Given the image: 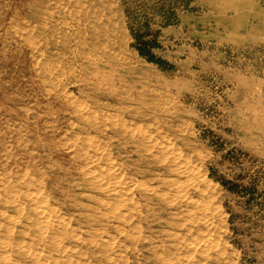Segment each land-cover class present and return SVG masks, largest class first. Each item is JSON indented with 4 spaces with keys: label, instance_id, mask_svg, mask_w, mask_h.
<instances>
[{
    "label": "rangeland",
    "instance_id": "374dc122",
    "mask_svg": "<svg viewBox=\"0 0 264 264\" xmlns=\"http://www.w3.org/2000/svg\"><path fill=\"white\" fill-rule=\"evenodd\" d=\"M98 22L103 75L82 88L74 65L49 96L34 64L72 63L66 37ZM135 36L164 67L140 56ZM76 104L168 146L178 177L164 179L180 188L158 190L169 210L127 211L156 184L135 176L133 146L97 138L87 148ZM87 168L98 174L85 182ZM100 172L112 178L94 180ZM121 181L135 188H117L114 214L118 200L94 188ZM31 194L44 203L29 204ZM181 208L191 234L176 225ZM0 216V264H264V0H0Z\"/></svg>",
    "mask_w": 264,
    "mask_h": 264
},
{
    "label": "bare ground",
    "instance_id": "6f19581e",
    "mask_svg": "<svg viewBox=\"0 0 264 264\" xmlns=\"http://www.w3.org/2000/svg\"><path fill=\"white\" fill-rule=\"evenodd\" d=\"M76 4V3H75ZM110 9V8H109ZM36 13V12H35ZM39 13V12H38ZM86 13V12H85ZM98 13V12H97ZM112 14V13H111ZM51 15V14H50ZM60 15V14H59ZM45 16V15H44ZM36 17V16H35ZM102 17V16H101ZM46 18V17H45ZM88 18V17H87ZM89 18H91V17H89ZM94 18V17H93ZM32 19V18H31ZM44 19V18H43ZM75 19V18H74ZM95 19V18H94ZM36 20V19H35ZM86 20L87 19H84V22H86ZM90 20H92V19H90ZM41 21V20H40ZM92 21H94V20H92ZM98 21V20H97ZM99 21H101V19L99 20ZM109 21V29H107V33H113L115 30H114V28H115V26L111 23V21H110V19L108 20ZM39 22V21H38ZM44 22V21H43ZM36 23V22H35ZM38 24V23H37ZM49 24V23H48ZM55 24V23H54ZM103 23L102 22H98V24H97V26L95 25V28L93 27L92 28V31L90 32V33H86V34H82V33H80V34H78V35H76V36H78V37H74V36H67L66 37V42L68 43V45L66 44V46H65V48H64V51L66 52V53H68V55H71L72 56V58H73V61H72V63H67V61H66V64L64 63H62V62H57V63H55V62H52V63H50V64H47V65H44V64H41V63H36V64H34V71L36 72V74H37V76L39 77V78H41L42 79V84L43 85H50V87H48V89L50 88V90L47 92V94L50 96L51 94H50V92H52L51 90H54V88L56 87V80H58L59 78H61V77H65V76H67V75H65V74H67V69L68 68H70V69H72V67H74V65H75V68H74V72L75 71H79V78H78V84H80V86H82V88L83 87H86L88 84H89V81H91V77H100V76H102L103 75V71H102V62H103V60L106 58V53L104 52L105 50H106V48H107V44L105 45V43H103L102 41H101V39H100V36H101V34H103V32H106L105 31V26L106 25H102ZM43 25V24H42ZM86 25V24H85ZM80 26V25H79ZM84 26V25H83ZM51 28V27H50ZM55 28V27H54ZM80 28V27H79ZM87 28H88V26H87ZM107 28V27H106ZM79 30V29H78ZM83 31H84V28L82 29ZM86 30V29H85ZM56 31V30H55ZM87 31V30H86ZM88 32H89V30H88ZM28 33V32H27ZM46 33V32H45ZM75 33V32H74ZM55 35V34H54ZM53 35H51V37H52ZM62 36V35H61ZM102 37V36H101ZM58 43V42H57ZM48 44V43H47ZM52 44V43H51ZM46 46V45H45ZM54 46H55V43L54 44H52V49L54 48ZM113 46V45H112ZM43 47V46H42ZM55 48H57V47H55ZM62 48V47H61ZM60 49V48H59ZM59 49H56V51H58ZM59 52V51H58ZM39 53V52H38ZM62 53H63V51H62ZM61 53V54H62ZM46 54V53H45ZM48 54V53H47ZM53 58V57H52ZM35 60V59H34ZM38 60V59H37ZM51 60V59H50ZM40 61V60H39ZM54 61V60H53ZM32 64V63H31ZM38 64V65H37ZM41 64V65H40ZM40 65V66H39ZM105 66V65H104ZM32 70V69H31ZM72 70H68L69 72L68 73H70V74H72V76L75 74L74 72H72ZM71 71V72H70ZM105 72V71H104ZM32 73V72H31ZM33 76V75H32ZM101 78V77H100ZM72 79V78H71ZM97 79V78H96ZM41 82V81H40ZM70 82V81H69ZM73 83V82H72ZM41 84V85H42ZM40 85V84H39ZM70 85V83L68 84L67 83V85H66V87L67 86H69ZM74 85H76V84H74ZM110 85V84H109ZM71 86V85H70ZM42 87H44V86H42ZM46 88V87H45ZM79 88V87H78ZM82 90V89H81ZM53 92H56V91H53ZM56 93H58V92H56ZM55 93V94H56ZM115 93V92H114ZM45 94V93H44ZM46 94V95H47ZM46 95H45V97H46ZM59 95V94H58ZM48 97V96H47ZM20 99V98H19ZM61 99V98H60ZM64 99V98H63ZM13 100V99H12ZM59 100V99H58ZM10 101V100H9ZM53 101V100H52ZM51 101V102H52ZM71 101V100H70ZM59 102H60V100H59ZM65 103V102H64ZM70 103V102H69ZM46 104V103H45ZM52 104V103H51ZM53 105V104H52ZM61 105V104H60ZM64 105V104H63ZM77 105V104H76ZM67 106V105H66ZM81 106H82V104H81ZM80 106V104H78L77 106H75L74 105V107H72L71 108V111H72V109H73V111H72V114L73 113H75V116H76V118L78 119V121L80 122V123H84V124H87L89 127H88V129H81L80 130V132L81 133H83V134H85L84 136H85V141H86V147L88 148H93V145H95V139H97V138H99V139H104V141L106 140V144H108V146L109 145H111L112 147H114V144L116 145L115 147L116 148H118V149H123V148H125V150H126V148L128 147V146H133V149H132V151H131V154L132 153H135V154H137V155H139V164H137L136 166H137V168H135V169H133V172H134V174H135V176H138V177H141V178H144V179H146L148 182H152V183H155L156 185H150V186H153V187H151V188H146V186H145V189H144V192L142 193V194H140L141 195V197H142V199H143V201H145L144 203L145 204H139L138 202H137V204H134L133 205V207H131V205H130V209H127V211H131L135 216H140L141 215V213H142V211H143V209H145L146 210V215H145V217H148L149 215H150V212H151V210H153L152 208H153V206L155 205V203H156V205L159 207V209H161V210H169L170 209V205H169V203H167V202H169V201H167V200H165V201H167V202H165L163 199H164V197L165 196H163V190H161V192L159 191L158 192V190L159 189H162V188H166V190L167 189H169L170 190V188L172 189L173 187L175 188V187H178V185H179V179H178V182L176 181V180H174V179H170V181L168 180V178L167 179H164V176H170V177H173L174 175H176V173H177V171H176V169L175 168H172L173 166V164L172 163H174L173 161H171L172 163H170V161H169V155L167 154V152L166 151H169V149L168 150H166L167 149V147H166V149H163L161 146V148L160 147H158L159 145H157V143H156V141L155 142H151V140H150V144H148L147 142V140H149L150 139V137H152V135H150V136H148L147 134H146V132H144V131H141V129L140 130H138V129H136L137 127H132V125H131V127H129L128 126V124H125V123H122V122H120V123H118L119 122V120H118V122L117 123H115L114 121H111L110 119H112V118H104L101 122H98V120H97V118L95 117V115L93 116V115H90V114H84V113H81V107ZM48 107H49V105H48ZM52 106H50L49 108H51ZM62 107V106H61ZM69 107V106H68ZM78 108V109H77ZM62 110V109H61ZM78 110V111H77ZM60 111V110H59ZM63 112V111H62ZM70 112V111H69ZM71 113V112H70ZM69 113V114H70ZM64 114V113H63ZM66 114H68V112L66 113ZM132 116V115H131ZM100 117V116H99ZM134 117V116H133ZM76 119V120H77ZM99 119V118H98ZM122 121V120H121ZM86 126V125H85ZM142 128V127H141ZM93 131L92 133L94 134V136H93V134H91V132L90 131ZM153 130V129H152ZM161 136H163V135H161ZM155 138V137H154ZM82 139V138H81ZM136 140H141V141H138V142H140V143H144V148H139V147H137V145H135V141ZM152 140H154V139H152ZM137 142V143H138ZM85 143V142H84ZM139 144V143H138ZM160 144V143H159ZM97 145V144H96ZM165 144L163 143L162 144V146H164ZM99 146V145H98ZM139 146V145H138ZM141 146V145H140ZM166 146V145H165ZM85 149V148H84ZM95 149V148H94ZM130 149V148H129ZM173 149H175V148H173ZM172 150V147H171V149H170V151ZM97 151L99 152V150L97 149ZM176 151V150H175ZM129 152V151H128ZM172 152V151H171ZM119 153V152H118ZM121 153V152H120ZM175 153V152H174ZM177 153V152H176ZM100 154V153H99ZM98 154V155H99ZM106 154V153H105ZM145 154H147L148 155V157H151V159H150V161L151 162H149V164L146 166V168L145 169H142L143 167H142V165H143V156L145 155ZM172 154V153H171ZM122 155V154H121ZM128 155H129V153H128ZM133 155V154H132ZM176 155V154H175ZM102 156V155H101ZM106 156H108V155H106ZM123 156V155H122ZM135 156V155H134ZM91 157V156H90ZM89 157V158H90ZM120 157V156H119ZM128 157V156H127ZM130 157V156H129ZM173 157H174V154H173ZM132 158V157H131ZM178 159V157H175L174 158V161H176L177 159ZM91 159V158H90ZM90 159H88V161L90 160ZM95 159V158H94ZM98 159V158H97ZM103 159V158H102ZM120 159V158H119ZM125 159V158H124ZM148 159V158H147ZM172 159V158H171ZM170 159V160H171ZM176 159V160H175ZM92 160V159H91ZM98 160H100V159H98ZM109 160V159H108ZM94 161V160H93ZM93 161H90V162H93ZM97 161V160H96ZM146 161V160H145ZM145 161H144V163H145ZM149 161V160H148ZM166 162H169V164H171V165H169V166H167L168 164L166 163ZM126 163V162H125ZM189 163V162H188ZM94 164V163H93ZM165 164H167V165H165ZM87 165H88V163H87ZM107 165V164H106ZM105 165V166H106ZM145 165V164H144ZM179 165H180V163H179ZM186 165V164H185ZM85 166V165H84ZM111 166V165H110ZM177 166V169H178V164L176 165ZM183 166V165H182ZM86 167V166H85ZM84 167V168H85ZM107 167V166H106ZM142 167V168H141ZM145 167V166H144ZM175 167V166H174ZM126 168V167H125ZM124 168V169H125ZM128 168V167H127ZM181 168V167H180ZM186 168V167H185ZM102 169V168H101ZM108 169H111V168H108ZM82 170H84L83 168H82ZM181 170V169H180ZM182 170H184V169H182ZM101 171V170H100ZM103 171H105V170H103ZM107 171V170H106ZM111 171V170H110ZM109 171V172H110ZM119 171V170H118ZM109 172H103V173H101L100 172V175H98L97 177L95 176V178H94V180H98L99 182L100 181H104L105 179H111L112 178V175L109 173ZM124 172V171H123ZM127 172H128V170H127ZM131 172V171H130ZM132 172V173H133ZM182 173H183V171H181ZM181 172L179 173V175L181 174ZM81 173H82V171H81ZM92 173H96L95 171L93 172L92 171V168H91V171L90 170H88V168H87V170L86 171H83V177H85L86 178V180H84L85 182H88V180H91L92 179ZM125 173V172H124ZM124 173H122V175H124ZM185 173H186V170H185ZM96 174H98V173H96ZM95 174V175H96ZM131 174V173H130ZM117 175H119V174H117ZM133 175V174H132ZM187 175V174H186ZM127 176V175H126ZM177 176V175H176ZM181 176V175H180ZM178 177V176H177ZM177 177H175L176 179H177ZM182 177V176H181ZM184 178H185V176H183ZM90 178V179H89ZM104 179V180H103ZM122 179H124V178H122ZM190 179H192V178H190ZM117 180V179H116ZM110 181V180H109ZM131 181V180H130ZM129 181V182H130ZM136 181H138L137 179H136ZM140 181V180H139ZM146 181V182H147ZM186 181V180H185ZM91 182V181H90ZM96 182V181H95ZM105 182H106V180H105ZM104 182V184L106 185V183ZM111 182H112V180H111ZM111 182H110V184H111ZM134 182V181H133ZM196 182V181H195ZM101 183V182H100ZM115 183V182H114ZM117 183H118V181H117ZM124 183L125 182H122L121 181V185L119 186V187H117V186H114V187H112V186H110L109 187V184H108V186H105L104 184L103 185H96V187L95 186H93V188L94 189H97L98 191H100V192H102L103 194H105L106 195V197L108 196V197H114L116 200H118L117 202L118 203H116L117 205L115 206V209H114V212H115V210L116 211H118L119 212V210L121 209V207H122V204H123V202H122V204H121V201L119 200L120 198L119 197H117V196H119V195H117V193H118V191H117V188L119 189V188H122L124 191L125 190H127L128 191V193H129V186L127 185V187L128 188H126L125 187V185H124ZM24 184V183H23ZM91 184H92V182H91ZM99 184V183H98ZM129 184V183H128ZM130 184H131V186H132V182H130ZM134 184V183H133ZM189 184V182L187 183V185ZM114 185V184H113ZM119 185V184H118ZM185 185V184H184ZM25 186H26V184H25ZM139 185H137V187H138ZM142 186V185H141ZM181 187L183 188V186H182V183H181ZM28 188H30V187H28ZM134 186H133V188L132 189H130L131 191L132 190H134ZM142 188V187H141ZM141 188H140V190H141ZM179 188V187H178ZM185 188H186V186H185ZM180 189V188H179ZM188 189V188H187ZM37 190V189H36ZM96 190V191H97ZM122 190V191H123ZM139 189L137 188V191H138ZM143 190V189H142ZM178 190V189H177ZM11 191V190H10ZM171 191V190H170ZM176 192V191H175ZM174 192V193H175ZM177 192H179V190L177 191ZM28 193H30V192H28ZM34 193V192H33ZM101 193V194H102ZM125 193V192H124ZM127 193V192H126ZM139 193V192H138ZM166 193V192H165ZM180 193H182V192H180ZM101 194H100V196H101ZM136 194V193H135ZM26 195V194H25ZM121 195H122V193H121ZM124 195H126V194H124ZM168 195V194H167ZM171 195V194H170ZM136 196V195H135ZM181 196V195H180ZM2 197V196H1ZM23 197V196H22ZM104 197V196H103ZM105 197V198H106ZM123 197V195L121 196V198ZM14 198V197H13ZM119 198V199H118ZM124 198V197H123ZM126 199H127V197H125ZM183 198V197H182ZM114 199V200H115ZM184 199V198H183ZM27 200H28V202H29V204H32V205H35V207L36 206H41L40 204L39 205H37L36 203H44L43 202V200L42 201H39V199H38V196H33V194H31V195H27ZM115 200V201H116ZM123 200V199H122ZM125 200V199H124ZM131 200H133V197H131V199L130 200H128V201H131ZM189 200H190V198H189ZM127 201V202H128ZM180 201V200H179ZM184 201H186V200H184ZM109 202V201H108ZM111 202H113V201H111ZM110 202V203H111ZM181 202V201H180ZM3 203V202H2ZM12 203V202H11ZM101 205H103V202L101 201V202H99ZM114 203V202H113ZM178 203V202H177ZM176 204V203H175ZM186 204V203H185ZM188 204V203H187ZM44 205V204H43ZM42 205V206H43ZM114 205H115V203H114ZM127 205V204H126ZM177 205H180V204H177ZM31 206V205H30ZM104 206V205H103ZM102 206V207H103ZM107 206V205H106ZM111 207H112V205H110ZM181 206V205H180ZM196 206V205H195ZM33 207V206H32ZM105 207V206H104ZM110 207V208H111ZM124 207V206H123ZM173 207H174V205H173ZM177 207V206H176ZM34 208V207H33ZM113 208H114V206H113ZM169 208V209H168ZM185 208V207H184ZM184 208H181V209H179V210H182V209H184ZM34 209H36L37 210V208H34ZM34 209H32L34 212L36 211V210H34ZM40 209H41V207H40ZM42 211H39L40 212V215L41 214H43V216H45L47 213H48V215H51L50 213L52 212V211H50V209L49 208H47V209H41ZM178 210V211H179ZM187 210V209H186ZM203 210H204V208H203ZM53 211H55L56 212V210H53ZM205 211V210H204ZM203 211V212H204ZM122 212V211H121ZM179 212H181V211H179ZM184 212V213H183ZM189 212V211H188ZM110 213V212H109ZM144 213V212H143ZM182 213H183V222L180 224H176L177 226H178V228H180L181 230H183V232L184 233H187V234H191V226H190V223L191 222H193V220L191 221L189 218H188V215H187V211H184V210H182ZM192 213V212H191ZM114 214H117V212H115ZM122 214V213H121ZM173 214V213H172ZM190 214V213H189ZM206 214V213H205ZM126 215V214H125ZM125 215L123 216V217H125ZM130 215H132V214H130ZM130 215H128V216H130ZM38 216V215H37ZM42 215H41V217L40 218H42V220H44V221H42L43 223H45L47 226H49L48 225V223H49V220L47 219L46 220V218H44ZM106 216V215H105ZM119 216H121V215H119ZM176 216V215H175ZM191 217H192V214L190 215ZM1 217V216H0ZM33 217V216H32ZM60 217V216H59ZM104 217V216H103ZM113 217H115V215L113 216ZM116 217H117V215H116ZM133 217V216H132ZM142 218H143V216H141ZM176 217H180V214H178L177 213V216ZM182 217V216H181ZM194 217H195V215H194ZM5 218V217H4ZM49 218V217H48ZM118 218V217H117ZM122 218V217H121ZM121 218H119V219H121ZM134 218V217H133ZM149 218V217H148ZM193 218V217H192ZM51 219V218H50ZM53 219V218H52ZM127 219V218H126ZM6 220V219H5ZM54 220V219H53ZM118 220V219H117ZM122 220V219H121ZM121 220H119L120 222H124V221H121ZM130 220V219H129ZM128 220V221H129ZM146 220V219H145ZM37 221V220H36ZM41 221V220H40ZM51 221V220H50ZM57 221H59V220H57ZM60 221H62L61 219H60ZM195 221V220H194ZM53 222V221H52ZM55 222V221H54ZM41 223V222H40ZM42 223V224H43ZM125 223V222H124ZM59 224V223H58ZM45 225V226H46ZM191 225H193V223H191ZM43 226V225H42ZM54 226V225H53ZM190 226V227H189ZM194 226V225H193ZM57 227V226H56ZM40 228V227H39ZM42 229V228H41ZM40 229V230H41ZM44 229V228H43ZM39 230V231H40ZM193 230H195L194 228H193ZM196 230H198V226H197V229ZM195 230V231H196ZM44 231L45 230H42V231H40L39 233H41V232H43V234L45 235V233H44ZM199 232V231H198ZM194 233V232H193ZM48 234V233H47ZM41 235V234H40ZM193 235V234H192ZM195 235H197V232H196V234ZM42 236V235H41ZM192 243V242H191ZM168 244V243H167ZM3 245H4V243H3ZM2 245V246H3ZM180 245V244H179ZM4 249V248H3ZM17 249H18V247H17ZM185 249V248H184ZM164 250V249H163ZM165 252V251H164ZM173 252V251H172ZM176 255V254H175ZM163 258H164V256H163ZM187 260V259H186ZM169 261V260H168ZM178 262H180V261H178Z\"/></svg>",
    "mask_w": 264,
    "mask_h": 264
},
{
    "label": "trees",
    "instance_id": "16d2710c",
    "mask_svg": "<svg viewBox=\"0 0 264 264\" xmlns=\"http://www.w3.org/2000/svg\"><path fill=\"white\" fill-rule=\"evenodd\" d=\"M137 38L138 44L137 50L141 57L146 58L150 63H155L159 65L160 67H164L165 63L161 60H156L154 56H152L149 52L146 51L145 47H143L141 43V39L138 36H135ZM154 48L158 47L157 43H154Z\"/></svg>",
    "mask_w": 264,
    "mask_h": 264
}]
</instances>
